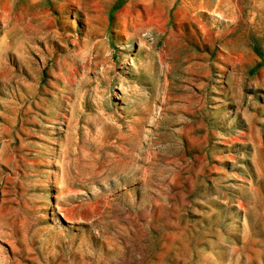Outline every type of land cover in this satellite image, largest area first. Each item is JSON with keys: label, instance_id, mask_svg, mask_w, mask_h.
Returning <instances> with one entry per match:
<instances>
[{"label": "rangeland", "instance_id": "374dc122", "mask_svg": "<svg viewBox=\"0 0 264 264\" xmlns=\"http://www.w3.org/2000/svg\"><path fill=\"white\" fill-rule=\"evenodd\" d=\"M0 264H264V0H0Z\"/></svg>", "mask_w": 264, "mask_h": 264}, {"label": "bare ground", "instance_id": "6f19581e", "mask_svg": "<svg viewBox=\"0 0 264 264\" xmlns=\"http://www.w3.org/2000/svg\"><path fill=\"white\" fill-rule=\"evenodd\" d=\"M111 96H114L113 94H111Z\"/></svg>", "mask_w": 264, "mask_h": 264}]
</instances>
